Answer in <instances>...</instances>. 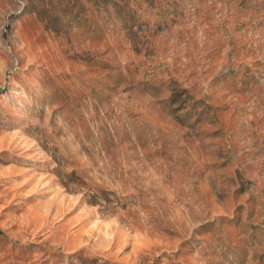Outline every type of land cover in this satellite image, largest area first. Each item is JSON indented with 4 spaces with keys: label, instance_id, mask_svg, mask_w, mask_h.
I'll return each instance as SVG.
<instances>
[{
    "label": "rangeland",
    "instance_id": "374dc122",
    "mask_svg": "<svg viewBox=\"0 0 264 264\" xmlns=\"http://www.w3.org/2000/svg\"><path fill=\"white\" fill-rule=\"evenodd\" d=\"M0 264H264V0H0Z\"/></svg>",
    "mask_w": 264,
    "mask_h": 264
}]
</instances>
